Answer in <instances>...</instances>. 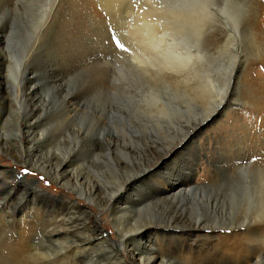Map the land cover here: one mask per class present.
Here are the masks:
<instances>
[{"label": "bare ground", "instance_id": "obj_1", "mask_svg": "<svg viewBox=\"0 0 264 264\" xmlns=\"http://www.w3.org/2000/svg\"><path fill=\"white\" fill-rule=\"evenodd\" d=\"M78 1L0 0V161L7 157L15 166L25 164L59 189L69 187L70 191V194H52L36 179L22 176L12 167L0 170V230L16 222L28 226L17 234L23 245L13 248L6 261L15 264H259L264 255V219L246 224L244 231L235 235V226H209L208 221L201 219L187 224L182 213L167 202L195 193L199 182L193 180L191 169L201 156L210 161L202 169L208 173V179L245 174L251 168L249 157L240 156L242 144L236 143L234 137L231 143L222 140L209 144L201 153H198L201 147L193 145L206 124L232 103L251 107L246 93H242L243 100L237 98L245 86L242 76L246 62L238 61L230 48L231 63L226 72H221L214 63L217 59L205 56L202 46H211L214 40L202 37V29L211 15L202 2L191 3L183 11L154 6L145 12L139 27L131 33V43L123 44L127 53L120 54L115 61L112 58L100 63L103 71L91 75L90 84L95 88H113L108 70L115 63L129 59L132 66L128 76L144 89L138 95L140 106L126 111L135 115L136 120L150 124L146 130L162 132L171 126L181 128V120L193 113L187 112L198 102L207 104L208 109L204 108L207 112L200 118H187L177 141L168 144L161 154L153 153L148 164H143L115 191L109 192L98 181L100 171L85 174L77 170L83 168L85 157L96 158L100 147L104 158L99 159L103 162L113 161L116 152L129 153L135 147L130 126L115 123L108 112L105 117L97 114L93 120L102 126L97 135L87 136L81 129L70 131L68 136L73 134L77 143L61 155L58 147L68 141L61 128L73 122L80 102L78 95L70 94L62 99L61 112L32 102L39 91L37 83L45 80L43 75L56 73L53 61L59 64L65 54L69 57L76 51L75 33L80 24L74 9ZM84 8L86 16L89 0H85ZM219 73H224L223 81L219 80ZM66 79V75H54L48 83L59 88ZM121 80L124 85V79ZM119 89L117 86L113 90ZM111 114L126 115L113 110ZM92 126L89 122L90 129ZM184 150L187 158L181 155ZM91 162L97 164L95 159ZM171 165L174 167L169 170ZM260 173L264 175L257 171V175ZM13 182L17 187H10ZM243 183L244 187L249 185ZM258 189L263 202L264 180H260ZM152 205H164L169 210L160 215L164 223L141 221L129 225L126 222L127 217L144 212ZM194 207L207 213L203 204ZM104 219L111 225L112 235L103 229ZM19 225L17 229L22 227ZM222 229L230 233L222 234ZM25 231L27 235L23 239ZM32 232L36 234L34 240L30 237ZM145 232H149V237L154 236L147 245L142 244ZM201 236L204 239L200 241ZM167 237L193 238V245L202 242L200 246L206 249L199 247L196 252L193 245L174 241L171 247L162 250ZM126 245L128 250L135 247L137 250L127 254ZM221 247H226L225 253ZM231 251L235 252L230 254Z\"/></svg>", "mask_w": 264, "mask_h": 264}, {"label": "rangeland", "instance_id": "obj_2", "mask_svg": "<svg viewBox=\"0 0 264 264\" xmlns=\"http://www.w3.org/2000/svg\"><path fill=\"white\" fill-rule=\"evenodd\" d=\"M194 2L204 3L205 11L211 13L201 32L203 38L214 40L211 46H202L204 52L206 51L205 56H214L217 59L214 63L221 69V72H226L231 63L232 58L229 56L230 53H228L230 48L233 54L238 57V61L246 62L242 76L245 86L238 92L237 98L243 100L242 93H246L245 98L247 100L250 99L248 102L251 107L243 104L241 106L238 102L232 103L231 107L224 111L225 113H221L215 120L206 124L193 145H199L201 149L198 153H201L202 149L207 148L209 144L213 145L222 140L229 142L231 137H234L233 140L236 143L242 144L240 156L246 155L249 157L251 168L245 174L237 173L231 177L212 176L208 179V173H203L202 169L203 166L207 168L210 161H207L205 156H201L202 159H197L191 169L193 171V180L199 182V186L194 191L195 193L183 198L179 197L176 200H168L167 202L175 206L179 213H182L184 218L187 219V224L201 219L202 221H208L207 224L209 226L215 224L223 226L222 228L235 226L237 229L235 235H238L244 231L246 224L254 220L261 221L264 219V201H260L258 189L260 180H264V175H261V173L257 175V171H262V174H264V0H89V14L86 16L85 0H79L76 11L74 9L77 24H80L79 29L75 33L77 41L76 51H73L69 57H66L65 54L63 61L59 60V64L57 61H53L54 71L58 73L43 75L45 80H40L37 83L39 91L32 102L38 106L53 108L54 111L56 109L61 112V100L70 94L78 95L80 102L73 122L71 125L61 128L62 134L68 140L65 143L61 142L62 144L58 147L57 152L61 155L66 154L77 143L73 134L70 137L68 136L70 131L81 129L87 136L97 135L102 128L100 123L93 120V116L97 114H102L105 117V112H108L115 123L128 124L130 126L132 145L135 147L129 153L116 152L112 156L113 161L103 162L99 159L104 158L103 149L100 147V151H97V157H85L82 163L83 168L77 170L83 171L85 174H87V171H100L99 183L109 192L115 191L127 176L137 171L143 164H148L149 160L153 158V153L161 154L168 144L177 141V138L183 133L182 127L187 118L193 119L194 116L200 118L207 112L205 109H208V106L205 103H196L187 112L191 113L193 111L191 113L193 117L189 115V117H185L186 119L181 120L183 122L181 128L176 129L171 126L162 132L151 129L146 130L144 128H150V124L136 120L135 115L132 116L126 111L127 108L131 111L132 108L140 106V96L138 95L144 89L134 78L128 76L127 72L132 66L129 59H123L115 63L108 70L107 75L109 76V73L112 75L110 83L113 85V88L109 87V90L93 87L89 78L93 74L102 73L103 69L102 66L100 67V63L104 62L105 59L111 60L113 58L112 60L115 61L117 56L127 53L126 48H118L111 37L115 36L122 45L131 43V40H129L131 39V33L139 27L142 15L145 12L154 8V6L161 7V9H166L167 11H183L187 9L189 4ZM216 52L219 53L218 57ZM67 58L70 60H67ZM223 74H218L220 81L224 79ZM54 75L58 77L67 76V79L61 82L60 89L48 83ZM116 78L119 79V83ZM121 78L124 79V85L121 84ZM117 86L120 89L113 90ZM112 110L123 111L126 115L124 117L112 115ZM89 122L93 124L91 129L89 128ZM220 148L221 146H218V149ZM186 152L187 150L182 151L181 155L184 156ZM184 157L187 158L186 156ZM3 158L0 161V170L12 167L22 176L36 179L42 188L47 189L52 194L58 192L70 194L69 187L59 189L48 178L29 170L25 164L15 166L7 157ZM93 159L97 160V164H91ZM226 166L229 167L228 165ZM173 167L174 165L169 166V170H172ZM73 174L75 173L73 172ZM244 181L249 185L244 187ZM9 185L11 188L17 187V183L14 182ZM80 204L88 206L84 202H80ZM195 204H203L207 213H204L202 208L198 211L194 207ZM210 205H212V209L209 208ZM89 207L93 211L97 210L91 206ZM165 212L169 213V210L164 205H152L144 212L127 217L126 222L129 225L139 224L141 221L164 223L160 215ZM104 221L103 229L109 235H112L113 229L111 225L107 219H104ZM18 225L16 222L0 230V264H15L9 263L6 258L13 248L23 245V243L22 245L19 243L17 234L23 231L24 227L25 230L28 229V226L23 225H19L22 227L17 229ZM35 230L38 231L39 229L35 226ZM33 232L30 237L32 235L34 240L36 234H33ZM228 232L230 233V230H221L222 234L228 235ZM26 233L25 231L23 239L26 237ZM204 233L209 232L206 231ZM146 234L142 239V244L144 245L154 240L153 235L149 237V232ZM202 239H204V236L198 237V240L201 241ZM174 241L184 246L193 245V238L178 237L171 239L167 237L165 246H162L161 249L171 247ZM201 243L196 246L193 245L196 252L201 247ZM128 245L125 247V252L127 254L135 253L137 248L128 250ZM201 248L206 249V246ZM221 248L225 250V253L226 247ZM23 250H25V247ZM234 252L231 251L230 254ZM262 252L264 254V248ZM191 262H195V260ZM259 264H264V255Z\"/></svg>", "mask_w": 264, "mask_h": 264}, {"label": "snow or ice", "instance_id": "obj_3", "mask_svg": "<svg viewBox=\"0 0 264 264\" xmlns=\"http://www.w3.org/2000/svg\"><path fill=\"white\" fill-rule=\"evenodd\" d=\"M111 39H112L113 41H115L116 46H117L118 48H123V45L121 44V42H120L115 36H112ZM125 50H126V49H125ZM25 171H27V170H25ZM42 179H43V178H42Z\"/></svg>", "mask_w": 264, "mask_h": 264}]
</instances>
